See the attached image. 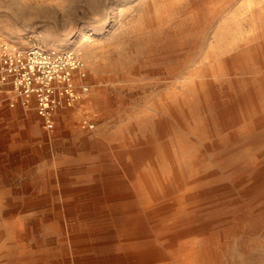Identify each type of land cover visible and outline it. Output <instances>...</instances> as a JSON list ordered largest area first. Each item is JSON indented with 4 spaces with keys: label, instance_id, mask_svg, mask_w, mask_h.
Wrapping results in <instances>:
<instances>
[{
    "label": "bare ground",
    "instance_id": "obj_1",
    "mask_svg": "<svg viewBox=\"0 0 264 264\" xmlns=\"http://www.w3.org/2000/svg\"><path fill=\"white\" fill-rule=\"evenodd\" d=\"M231 1L156 0L143 26L184 58ZM125 144L95 186L18 191L40 199L60 246L7 259L11 227L2 264H220L236 234L264 233V0H245L186 82L147 104V137ZM10 194L0 212L21 213Z\"/></svg>",
    "mask_w": 264,
    "mask_h": 264
},
{
    "label": "rangeland",
    "instance_id": "obj_2",
    "mask_svg": "<svg viewBox=\"0 0 264 264\" xmlns=\"http://www.w3.org/2000/svg\"><path fill=\"white\" fill-rule=\"evenodd\" d=\"M155 1L0 0V45L73 51L86 62L84 83L91 88L83 101L57 110L49 127L35 104L24 106L0 84V189L11 193L8 204L26 206L21 213L1 209L0 231H13L6 237L7 259L51 258L60 246L44 212L33 207L40 199L18 191L95 186L127 140L147 137V104L186 82L211 39L245 3L232 0L180 58L162 49L159 32L143 26ZM220 264H264V233L236 234Z\"/></svg>",
    "mask_w": 264,
    "mask_h": 264
},
{
    "label": "built area",
    "instance_id": "obj_3",
    "mask_svg": "<svg viewBox=\"0 0 264 264\" xmlns=\"http://www.w3.org/2000/svg\"><path fill=\"white\" fill-rule=\"evenodd\" d=\"M85 60L73 51L49 50L39 46L26 49L0 45V84L35 108L47 125L62 107L79 102L90 89Z\"/></svg>",
    "mask_w": 264,
    "mask_h": 264
}]
</instances>
